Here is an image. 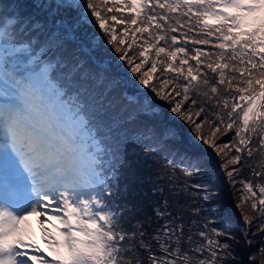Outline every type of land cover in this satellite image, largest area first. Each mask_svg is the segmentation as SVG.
I'll use <instances>...</instances> for the list:
<instances>
[{
  "label": "snow or ice",
  "instance_id": "6c2138e0",
  "mask_svg": "<svg viewBox=\"0 0 264 264\" xmlns=\"http://www.w3.org/2000/svg\"><path fill=\"white\" fill-rule=\"evenodd\" d=\"M24 19L11 31L0 29V264L233 259L235 236L222 227L220 210L209 205L211 217L203 215L215 187L201 152H184L183 182L169 177L149 190L161 198L151 214L132 198L127 181L122 185L119 137L108 116L113 101L85 86L94 75L102 82L99 73L85 76L79 61L66 58L69 29H83L89 48L99 36L95 47L108 48L133 83L162 102L147 106L125 95L127 108L155 122L144 135L176 144L186 125L193 141L213 149L219 170L240 192L243 239L251 242L253 224L245 204L258 213L256 229L264 233V182L237 179L256 152L264 168V0H60L51 30L31 20L22 27ZM229 133L228 142L213 139ZM142 151L147 156L156 148ZM164 167L175 168V161L166 158ZM252 175L264 181V171L252 167ZM30 217L40 224L47 253ZM152 217L162 223L149 231Z\"/></svg>",
  "mask_w": 264,
  "mask_h": 264
},
{
  "label": "trees",
  "instance_id": "16d2710c",
  "mask_svg": "<svg viewBox=\"0 0 264 264\" xmlns=\"http://www.w3.org/2000/svg\"><path fill=\"white\" fill-rule=\"evenodd\" d=\"M39 2H45L46 5H51V11L41 10L37 7ZM60 0H0V29L7 28L11 31L20 23L22 18L24 23L22 27L28 26V21L31 20L46 30L53 28V16L57 15V8ZM66 19V23L70 21L67 13H61ZM77 28L79 26L77 25ZM89 32L93 30L88 29ZM84 38V30L80 29L77 32H72L69 29L67 42L65 45V56L69 61H79L85 76L89 72L99 73L102 82H96V76L92 77L93 83L86 84V87H91L96 93L103 92L113 105L108 110L110 121H114L113 127L117 129L120 148L118 149L117 168L124 170V181L131 186L133 192L132 198L145 204L146 211L151 214V205L157 203L159 196H155L150 192V189L159 186H166L168 178L172 177L177 183L183 182L185 179L180 172V168L187 163L184 152L196 150L203 155L201 159L207 162V171L211 177V182L215 187V200L205 204L204 216L211 217L209 205L212 212L220 210L221 218L225 220L223 228H230L235 241H229L232 244L233 259L225 261V264H264V253L259 249L264 247V233L257 232L256 222L259 220L258 213L245 204L243 206L244 214H247L253 220V224L248 231V238L251 241L246 243L243 239V233L246 231L245 223L242 219L241 211L238 210L240 192L234 188L227 180L226 176L221 173L218 165L222 163L219 156L215 155L213 149L207 145L197 144L191 139V133L188 132L186 125H181L183 137L179 138L176 144H168L159 137L144 135L145 130L155 122L140 115L138 111H133L127 108L125 95L128 93L135 94L142 105L153 106L162 102L156 100L155 96L148 92L147 89L139 88L130 78L126 68L115 60L112 52L100 45V37L96 36L94 47H86L82 40ZM59 59V57H57ZM127 108V110H125ZM155 113H159L161 109L156 107ZM131 112V117L129 116ZM151 115V110L149 111ZM169 123H178L170 116ZM158 129L162 127L160 124H155ZM208 125L203 128V133H208ZM232 133L225 136L217 134L213 139L217 142H228L232 138ZM154 145L156 151L150 155H145L142 148L145 145ZM175 149V150H173ZM264 151V150H262ZM232 154H235L234 152ZM166 158H171L175 161V168H165ZM261 153H254L253 158L247 160L237 179L252 180L254 183L264 182L260 178L252 175V167H256L258 171H264L260 168ZM250 165V166H248ZM239 167V166H237ZM162 177V179H161ZM239 187V185L237 186ZM197 204H204L203 201L197 200ZM188 217H185V227L187 230ZM162 221H157L152 217V227L149 231L158 228ZM130 229V225H126ZM195 232L197 229L192 228ZM198 240V237H193ZM225 239L221 237V240ZM154 243V242H153ZM159 254V252L157 253ZM131 264H136L133 257Z\"/></svg>",
  "mask_w": 264,
  "mask_h": 264
},
{
  "label": "rangeland",
  "instance_id": "374dc122",
  "mask_svg": "<svg viewBox=\"0 0 264 264\" xmlns=\"http://www.w3.org/2000/svg\"><path fill=\"white\" fill-rule=\"evenodd\" d=\"M31 230H32V233H33V236H34L36 242L39 244V246L41 248L44 249L45 253H47L48 249H47L45 242L41 238V227H40V224L38 223L36 217L34 218L33 224L31 226Z\"/></svg>",
  "mask_w": 264,
  "mask_h": 264
},
{
  "label": "bare ground",
  "instance_id": "6f19581e",
  "mask_svg": "<svg viewBox=\"0 0 264 264\" xmlns=\"http://www.w3.org/2000/svg\"><path fill=\"white\" fill-rule=\"evenodd\" d=\"M33 221H34V217H30V222H29V227L31 228L32 224H33Z\"/></svg>",
  "mask_w": 264,
  "mask_h": 264
}]
</instances>
